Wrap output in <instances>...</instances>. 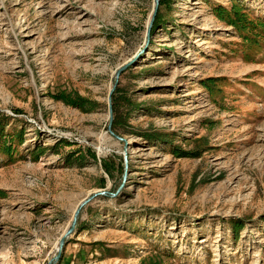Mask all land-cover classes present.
Returning <instances> with one entry per match:
<instances>
[{
    "label": "rangeland",
    "instance_id": "1",
    "mask_svg": "<svg viewBox=\"0 0 264 264\" xmlns=\"http://www.w3.org/2000/svg\"><path fill=\"white\" fill-rule=\"evenodd\" d=\"M153 9L0 0V264L102 190L55 264H264V0H159L146 43Z\"/></svg>",
    "mask_w": 264,
    "mask_h": 264
},
{
    "label": "water",
    "instance_id": "2",
    "mask_svg": "<svg viewBox=\"0 0 264 264\" xmlns=\"http://www.w3.org/2000/svg\"><path fill=\"white\" fill-rule=\"evenodd\" d=\"M158 3L159 0H154V9L151 15V18L149 20L148 26H147V31H146V43L149 40V32H150V28L152 26V21L154 18V15L156 13L157 7H158ZM145 49H143L144 51ZM138 59V53L136 55H134L131 59H129L127 62H125L123 65H121L114 73V78H115V82L113 83L112 88L110 89L109 92V96H108V115H109V122H108V126H107V130L108 132L112 135V137H114L117 141L119 142H123L124 143V173H123V182L126 180L127 177V156H126V148L128 147V141H126L125 139L119 137V135L115 134L112 129H111V124H112V107H111V94L114 91L116 82H117V78L119 77L120 73L126 69L128 66L132 65L136 60ZM122 186V185H121ZM121 188V187H120ZM99 196H115V194L109 193L107 191H98L93 193L92 195L86 197L75 209L73 216H72V220L71 223L69 225V227L66 229L64 235L60 238L59 243H58V248L56 250V255L54 256V258H52L47 264H55L56 262H58V260L61 257V252L62 249L67 241V239L72 235V233L74 232L76 225H77V221L79 218V214L82 210V208L84 206H86L88 203H90L93 199L99 197Z\"/></svg>",
    "mask_w": 264,
    "mask_h": 264
},
{
    "label": "trees",
    "instance_id": "3",
    "mask_svg": "<svg viewBox=\"0 0 264 264\" xmlns=\"http://www.w3.org/2000/svg\"><path fill=\"white\" fill-rule=\"evenodd\" d=\"M164 4V0H160V5ZM161 15L159 16L158 14H156L153 26H155L156 22L159 21ZM231 23H233V21H230ZM59 98H61L65 103L75 106V107H79V108H86V104H90L89 101H87L86 99H84L83 97H81L80 95H70V94H62L60 93V95H58ZM112 102H113V110H114V104H115V95L112 94ZM178 156H181L180 154H177ZM196 156V155H195Z\"/></svg>",
    "mask_w": 264,
    "mask_h": 264
},
{
    "label": "bare ground",
    "instance_id": "4",
    "mask_svg": "<svg viewBox=\"0 0 264 264\" xmlns=\"http://www.w3.org/2000/svg\"><path fill=\"white\" fill-rule=\"evenodd\" d=\"M92 195V194H91ZM65 233V232H64ZM64 235V234H63Z\"/></svg>",
    "mask_w": 264,
    "mask_h": 264
}]
</instances>
